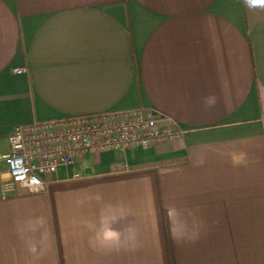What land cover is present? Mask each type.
I'll use <instances>...</instances> for the list:
<instances>
[{"label":"crops","instance_id":"1","mask_svg":"<svg viewBox=\"0 0 264 264\" xmlns=\"http://www.w3.org/2000/svg\"><path fill=\"white\" fill-rule=\"evenodd\" d=\"M127 109L181 133L0 196V264H264V3L0 0V152Z\"/></svg>","mask_w":264,"mask_h":264},{"label":"built area","instance_id":"2","mask_svg":"<svg viewBox=\"0 0 264 264\" xmlns=\"http://www.w3.org/2000/svg\"><path fill=\"white\" fill-rule=\"evenodd\" d=\"M14 73L23 68H14ZM180 130L151 110H109L15 125L0 152V196L23 187L28 193L44 192L47 176L69 166L79 154L148 147L171 142Z\"/></svg>","mask_w":264,"mask_h":264},{"label":"clouds","instance_id":"3","mask_svg":"<svg viewBox=\"0 0 264 264\" xmlns=\"http://www.w3.org/2000/svg\"><path fill=\"white\" fill-rule=\"evenodd\" d=\"M252 4H260V3H264V0H251Z\"/></svg>","mask_w":264,"mask_h":264}]
</instances>
